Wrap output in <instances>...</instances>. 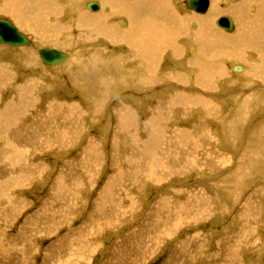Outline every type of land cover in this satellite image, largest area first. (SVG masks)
Masks as SVG:
<instances>
[{"label":"rangeland","instance_id":"374dc122","mask_svg":"<svg viewBox=\"0 0 264 264\" xmlns=\"http://www.w3.org/2000/svg\"><path fill=\"white\" fill-rule=\"evenodd\" d=\"M188 1H160L173 22L114 18L102 0H0L31 42L0 46V264H264V80L249 72L264 50L236 44L264 43V0H214L220 16L195 34L206 14ZM159 24L168 44L129 39ZM48 49L72 62L49 67Z\"/></svg>","mask_w":264,"mask_h":264},{"label":"bare ground","instance_id":"6f19581e","mask_svg":"<svg viewBox=\"0 0 264 264\" xmlns=\"http://www.w3.org/2000/svg\"><path fill=\"white\" fill-rule=\"evenodd\" d=\"M11 1V0H10ZM51 1V0H50ZM72 1V0H71ZM103 1V3H107L108 5H110V8L112 7V11H111V14H110V16H114V18L116 17V16H118V15H125L126 17H128V15H132L133 14V12L132 11H136V12H143V11H145V12H147L150 16L149 17H151V15H154L155 17H157L159 20H172L173 22H175V21H177L179 18H177V15H175V14H169V15H166V14H164V13H162L161 12V9L163 8V5L162 4H160V1L161 0H102ZM210 1V0H209ZM232 1V0H231ZM237 1V0H236ZM235 1V2H236ZM43 2V1H42ZM41 2V3H42ZM52 2H53V0H52ZM51 2V3H52ZM56 2V1H55ZM93 2H96V1H93ZM227 2V1H226ZM233 2V1H232ZM12 3V2H11ZM39 3H40V1H39ZM38 3V4H39ZM44 3V2H43ZM48 3V2H47ZM51 3H49V5L51 4ZM54 3V2H53ZM58 3V2H57ZM89 3H91V2H89ZM88 3V4H89ZM211 4H210V8H209V10L207 11V13H206V16H204V17H199V16H196V17H198L197 19H200V20H197L198 22V24H196V27H197V29L195 30V32H194V34L196 33V31L197 30H204L205 29V27H206V23H210V20L209 19H211V15L213 14V11H215V13L217 12V14L215 15V16H220V12H222V10L219 12V10H218V8L216 9V10H213V8L215 7L214 6V0L213 1H211L210 2ZM223 3V2H222ZM231 3V2H230ZM59 4V3H58ZM87 4V5H88ZM100 4V3H99ZM41 5V4H40ZM48 5V7H49V9H51V7ZM74 6H75V4H73ZM87 5H86V7H87ZM229 5V4H228ZM12 6V5H11ZM52 6V5H51ZM56 6V5H55ZM71 6H72V4H71ZM223 7H225L224 5H222ZM45 7V6H44ZM109 7V6H108ZM252 7V6H251ZM17 8V7H16ZM38 8V7H37ZM40 8V7H39ZM74 8V7H73ZM102 5L100 4V12H101V10H102ZM41 9V8H40ZM44 9V8H43ZM53 9H54V6H53ZM75 9H77V8H75ZM88 9V8H87ZM215 9V8H214ZM56 10V9H55ZM89 10V9H88ZM104 10V9H103ZM111 10V9H110ZM61 11V10H60ZM78 11V10H77ZM91 11V10H90ZM27 12V11H26ZM35 12V11H34ZM49 12H51L50 10L48 11V13ZM54 12V11H53ZM57 12H58V10H57ZM93 12V11H92ZM98 12V11H97ZM107 12V11H106ZM174 12V11H173ZM232 12V11H231ZM234 12V11H233ZM17 13V12H16ZM47 13V12H46ZM47 13V14H48ZM82 13H83V11H82ZM236 13V12H235ZM28 13H25V12H21V15L18 17L19 19H21L23 22H24V16L25 15H27ZM67 14V13H66ZM77 14V13H76ZM139 14V13H138ZM198 14V13H197ZM35 15V14H34ZM49 15H51V14H49ZM28 17H29V15H27ZM48 16V15H47ZM139 16V15H138ZM223 16V15H222ZM26 17V16H25ZM30 17H31V15H30ZM106 17V16H105ZM164 17V18H163ZM17 18V19H18ZM32 18V17H31ZM53 18V17H52ZM51 18V19H52ZM72 18V17H71ZM100 18V16H96V19L98 20ZM140 18V17H139ZM174 18V19H173ZM212 18H214V17H212ZM28 19V18H27ZM33 19V18H32ZM44 18H42L41 20H43ZM48 19V18H47ZM46 19V20H47ZM187 19H189V18H187ZM38 20V19H37ZM70 20V19H69ZM73 20V19H72ZM90 20H92V19H90L89 17H87L86 18V16L85 15H81L80 16V26H79V30L80 29H83V27L84 28H86V27H88V28H90V29H93L92 28V23H90L91 21ZM112 20H114V19H112ZM186 20V19H185ZM232 20H233V18H232ZM30 21H34V20H30ZM29 21V22H30ZM110 21V20H109ZM131 21V20H130ZM141 21V20H140ZM179 21V20H178ZM234 21H235V18H234ZM19 22V21H18ZM53 22V21H52ZM69 22V21H68ZM111 22V21H110ZM126 22H128V21H126ZM159 22V21H158ZM161 22V21H160ZM20 23V22H19ZM33 23V22H32ZM42 23V22H41ZM70 23H71V21H70ZM137 23V22H136ZM236 23V22H235ZM21 24V23H20ZM19 24V25H20ZM36 24V23H35ZM42 24H44V23H42ZM46 24V23H45ZM44 24V25H45ZM121 24V26L122 27H124V26H126V24L124 23V22H121L120 23ZM161 24V23H160ZM159 24V25H160ZM162 24H164V23H162ZM84 25H86V26H84ZM179 25V24H178ZM194 25V24H193ZM217 25V24H216ZM235 25V24H234ZM32 26V25H31ZM33 26H35V25H33ZM38 26V25H37ZM39 26H42V25H39ZM128 27V26H127ZM168 26H159V27H157V28H154L153 26H150V25H148V26H146V27H141L140 28V31L139 30H130L129 32H130V37L131 38H129V39H131L132 41H135L137 44H140V45H150V43L153 41V42H155V43H157L158 41H161L159 44H158V46H164V45H166V44H168L170 41H171V39L168 37V33H166V28H167ZM38 28V27H37ZM36 27H35V29H37ZM40 28V27H39ZM103 28V27H102ZM101 28V29H102ZM126 28V27H125ZM169 28V27H168ZM234 28H235V26H234ZM31 29V28H30ZM34 29V28H33ZM34 29V30H35ZM43 29V28H42ZM49 29V28H48ZM62 29V28H61ZM101 29H100V27H99V30L101 31ZM127 29V28H126ZM222 29V28H221ZM33 30V31H34ZM234 30V29H233ZM86 31V30H85ZM90 31V30H89ZM104 31H109V32H112V33H114L113 32V28H105L104 29ZM128 31V30H127ZM209 31V30H208ZM263 31H264V29H263ZM38 32V31H37ZM40 32V31H39ZM87 32V31H86ZM118 32H119V30H118ZM234 32V31H233ZM244 32H246V30L244 31ZM232 33V32H231ZM56 34V33H55ZM105 34V33H104ZM85 35V34H84ZM68 36V35H67ZM83 36V35H82ZM37 37V36H36ZM87 37V36H86ZM129 37V36H128ZM102 38V37H101ZM101 38H100V40H101ZM111 38V37H110ZM118 38V40L121 42V43H123L124 41H125V35H123V36H118L117 37ZM41 39V38H40ZM106 39V38H105ZM261 39H264L263 37L261 38ZM42 40V39H41ZM99 40V41H100ZM107 40V39H106ZM202 40V39H201ZM51 41V40H50ZM132 41H127V42H132ZM264 41V40H263ZM101 42V41H100ZM33 43V42H32ZM236 44H237V46L238 47H256L257 48V51H259V53H261V49L262 50H264V43L262 42V40H260V39H256V41L254 40V42H252V41H249V39H248V36L246 35L245 36V34H242V35H239L238 37H237V40H236ZM54 45V44H53ZM122 45V44H121ZM1 46H7V45H1ZM31 46V42H30V45L29 46H24V47H30ZM122 46H124L125 47V45H122ZM174 46H175V44H174ZM8 47H10V46H8ZM121 47V46H120ZM10 48H12V47H10ZM17 48H20V47H17ZM175 48V47H174ZM102 49H103V47H102ZM175 50V49H174ZM101 51V50H100ZM41 52V51H40ZM40 52H39V55H40ZM104 52V51H103ZM106 52H107V50H106ZM109 52V51H108ZM107 52V53H108ZM111 52H113V51H111ZM61 53V52H60ZM106 53V54H107ZM140 53H141V51H140ZM191 53V55H193V50L190 52ZM112 54V53H111ZM114 54V53H113ZM66 55V61H64V62H59V63H57V64H54V65H50V64H48V63H45L44 61H43V59H42V57H41V55H40V57H41V60H42V62L44 63V64H46V65H48L49 67H56V66H58V65H61V64H64V63H66V64H64V66L62 65V66H58V67H61V68H63V67H65V66H67L68 64H70L72 61H70V59H71V56H69V55H67V54H65ZM118 55H119V53H118ZM117 55V56H118ZM107 56H109V55H107ZM112 55H110V57H111ZM122 56V55H121ZM101 57V56H100ZM102 57H104V55L102 54ZM109 57V58H110ZM113 57V56H112ZM82 58H83V56H82ZM106 59H107V57H105ZM114 58H115V54H114ZM113 58V59H114ZM152 58V57H151ZM75 59V58H74ZM80 59H81V57H80ZM111 59V58H110ZM109 59V60H110ZM118 59V58H117ZM259 62V67H258V69H255V70H253V71H249V72H251V75L253 76V78L254 77H262L263 78V80H264V66H262L261 65V62L260 61H258ZM77 63H79L78 61H77ZM77 63H75V64H77ZM110 63H113V62H111V60H110ZM74 64V63H73ZM104 64V63H103ZM114 64V63H113ZM116 64V63H115ZM114 64V65H115ZM236 64H238V63H236ZM235 64V65H236ZM111 65V64H110ZM239 65V64H238ZM80 66V65H79ZM244 66V67H243ZM243 66H241V71L240 72H237V71H235V68L237 67V66H235L234 68H232L233 69V72L237 75V74H240L239 76H242V78H243V76L245 77V73L247 72V70L249 69V67L247 68V66L246 65H243ZM112 67V66H111ZM111 67L109 68V69H111ZM127 67V66H126ZM136 66L134 65V68H135ZM128 68V67H127ZM133 68V67H132ZM137 68V67H136ZM204 68H205V72L206 73H209L210 71L211 72H213V68H211V66H204ZM209 68H211V69H209ZM260 68H261V70H260ZM56 69V68H55ZM93 69H94V67H93ZM141 69V68H140ZM245 69H246V71H245ZM90 70H92V69H90ZM87 71H88V68H87ZM95 71V70H94ZM94 71H92V72H94ZM132 71H134V70H132ZM243 71H245L244 73H242ZM79 72V71H78ZM77 72V73H78ZM82 72V71H81ZM89 72V71H88ZM113 72H114V70H113ZM115 72H117L116 70H115ZM77 73H76V75H77ZM85 73V72H84ZM94 73H96V72H94ZM100 72H98V74H99ZM242 73V74H241ZM86 74V73H85ZM92 74V73H91ZM97 74V75H98ZM101 74V73H100ZM211 74V73H210ZM231 74H232V72H231ZM247 74V73H246ZM132 75V74H131ZM131 75H130V77H131ZM234 75V74H233ZM235 75V76H236ZM251 75H250V77H251ZM89 76V75H88ZM211 76V75H210ZM213 76V75H212ZM78 77V76H77ZM95 78L97 77V76H94ZM130 77H128L129 79H130ZM134 77V76H133ZM192 77V76H191ZM200 77V76H199ZM233 77V76H232ZM248 77V76H247ZM109 78H111V77H109ZM240 78V77H239ZM241 78V79H242ZM252 78V77H251ZM59 80V79H58ZM131 80H133L132 78H131ZM147 80V79H146ZM243 80H245V79H243ZM251 80V79H250ZM246 81V80H245ZM252 81V80H251ZM64 82V81H63ZM248 82V81H247ZM250 82V81H249ZM249 82H248V84H249ZM253 82V81H252ZM263 82V81H262ZM88 83V82H87ZM102 83V82H101ZM100 83V84H101ZM231 83V82H230ZM235 83V82H234ZM245 83V82H244ZM251 83V82H250ZM86 84V83H85ZM103 84V83H102ZM107 85H108V83H106ZM110 84V83H109ZM247 84V83H246ZM254 84V83H253ZM104 85V84H103ZM111 85V84H110ZM232 85V84H231ZM235 85V84H234ZM237 86V85H236ZM246 86V85H245ZM244 86V87H245ZM249 86H251V84L250 85H248L247 86V89H248V87ZM89 87H90V85H89ZM88 87V88H89ZM96 87V86H95ZM90 88H92V90H93V85L90 87ZM102 88V87H101ZM250 88V87H249ZM262 88V87H261ZM151 89V88H150ZM89 91H91V90H89ZM99 92V91H98ZM105 93V92H104ZM139 93V92H138ZM180 99V98H179ZM195 99H196V97H195ZM180 101V100H179ZM206 103V102H205ZM197 104V103H196ZM197 107V106H196ZM108 111V110H107ZM212 114V113H211ZM127 116V115H126ZM123 118V117H122ZM121 118V119H122ZM125 118V117H124ZM127 120V119H126ZM124 127V126H123ZM123 129H125V128H123ZM124 131V130H123ZM134 135V134H133ZM123 137V136H122ZM131 139V138H130ZM132 141V140H131ZM152 143V142H151ZM144 154V153H143ZM145 156V155H144ZM150 165V164H149ZM153 168V167H152ZM155 171V170H154ZM166 172H167V170H166ZM151 177V176H150ZM141 184V183H140ZM135 185V184H134ZM235 245H236V243H235Z\"/></svg>","mask_w":264,"mask_h":264},{"label":"water","instance_id":"95a60500","mask_svg":"<svg viewBox=\"0 0 264 264\" xmlns=\"http://www.w3.org/2000/svg\"><path fill=\"white\" fill-rule=\"evenodd\" d=\"M87 8L93 12H97L100 10V4L98 2H91L87 5ZM209 8V0H189L187 3V9L198 14H206ZM216 24L227 32H233L234 22L228 16H221ZM1 45H7L12 48L24 47L30 45V40L26 34L19 30L11 21L0 19V46ZM40 55L43 61L50 65L66 61V55L60 53L56 49L42 50ZM235 71L240 72L241 67L237 66Z\"/></svg>","mask_w":264,"mask_h":264},{"label":"crops","instance_id":"0c3cea01","mask_svg":"<svg viewBox=\"0 0 264 264\" xmlns=\"http://www.w3.org/2000/svg\"><path fill=\"white\" fill-rule=\"evenodd\" d=\"M212 0H210V2H211ZM233 71V70H232Z\"/></svg>","mask_w":264,"mask_h":264}]
</instances>
